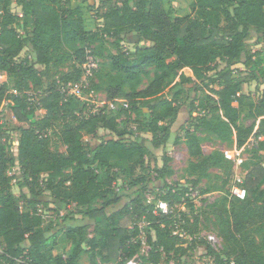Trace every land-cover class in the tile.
<instances>
[{"label":"trees","instance_id":"16d2710c","mask_svg":"<svg viewBox=\"0 0 264 264\" xmlns=\"http://www.w3.org/2000/svg\"><path fill=\"white\" fill-rule=\"evenodd\" d=\"M121 1L122 6L106 13L104 25L95 29L87 27L81 7L73 0H0V108L5 99L11 101L19 124L16 155H11L12 142L0 123V245L4 249L0 264H44L42 251L52 227L36 207L43 187L53 202L76 207L94 225L92 237V224L67 228L66 238L75 248L56 264H80L86 248L92 264H97V254L104 264H126L137 257L140 264H161L164 259L179 260L200 245L206 246L213 264H264V95L257 104L246 105L243 82L232 70L240 63H253L257 53L251 50L264 34V0H193L186 16H176L168 0ZM61 2H71L72 7L62 9ZM13 5L19 13L13 12ZM127 33L138 37L137 45L123 52ZM111 37H117L116 53L110 49ZM87 49L100 62L84 96L104 93L107 105L86 116L88 103L66 99L59 87L81 80ZM95 74L97 82L92 80ZM148 78L149 84L141 88ZM187 86L201 94L192 104V113L198 115L191 116L184 138L189 186L164 183L152 202L145 199L143 186L129 205L108 215L107 210L121 201L114 189L120 174L131 180L132 187L147 182L146 176L135 178L138 170L145 171L150 154L147 139L121 129L119 118L134 117L137 130L151 134L155 146H163ZM14 90L18 95L11 94ZM120 99L124 106L114 113L107 110L118 106ZM40 108L45 115L36 120ZM100 130L117 138L93 149L84 137L96 136ZM128 136L133 138L130 143L124 139ZM250 140L255 141L253 157L242 165L246 198L223 195L193 220L180 215L177 205L194 209L191 194L202 184L200 197L223 193L232 184L233 163L220 150L205 154L203 145L214 141L241 150ZM170 162L164 157V166L156 169L157 181L173 175ZM14 167L20 177L9 175ZM14 181L19 195L14 193ZM21 202L29 208L23 211ZM160 202L168 205L167 214L160 210ZM42 204L43 209L49 206ZM142 219L147 223L146 254L136 223ZM210 227L224 241L220 253L199 239ZM176 230L184 237L175 235Z\"/></svg>","mask_w":264,"mask_h":264},{"label":"rangeland","instance_id":"374dc122","mask_svg":"<svg viewBox=\"0 0 264 264\" xmlns=\"http://www.w3.org/2000/svg\"><path fill=\"white\" fill-rule=\"evenodd\" d=\"M75 5H79L82 9L83 19L87 25V27L98 28L104 25V21L102 17L108 13L112 8L116 6H122L121 0H73ZM170 2L171 8L176 16H186L191 12V4L193 0H168ZM73 4V3H72ZM60 6L62 9H69L72 7L71 2H61ZM12 10L14 13H19L20 8L17 5H13ZM88 20V21H87ZM89 22V23H88ZM125 38H123L122 43V51H133L136 47V41L138 37L134 35V33H127ZM260 41L259 44L253 46L251 50V54H255L253 58V63L249 66L240 63L232 68L234 75L238 80L243 82L242 85V94L245 95V104H257L264 95V34L259 36ZM117 37H111L108 39L109 45L111 46L113 53H116V43ZM114 47H113V46ZM245 56L242 61H245ZM35 62V59H32ZM105 61V60H104ZM223 66V65H222ZM55 72V71H53ZM213 73V72H212ZM97 75L95 74L92 80L97 82ZM153 76V75H152ZM151 76V78H152ZM151 78L145 79L144 84L141 88L146 87ZM92 82V81H91ZM46 84H48L46 82ZM169 97H172L169 94ZM201 94L196 93L194 91L193 86H187L185 88V93L182 98L179 100V108L180 112L176 119V121L171 125V132L169 135V139L167 143L163 146L157 147L153 143V136L149 133H145L137 130V126L133 123L132 118L131 121H126V117L119 118L120 128L126 129L129 131H135L136 137L147 139V147L150 150V154L146 159V167L145 171L138 170L135 178L146 176V184L131 186V180L128 179L125 175L120 174L118 180L115 182L114 189L117 195L121 197V201L114 207H111L107 210L108 215L113 213H117L123 209L126 205L131 203V197H135L136 191L142 189L143 186L147 187L145 191V199L152 202L160 195L159 192L161 187H163L164 183H168L169 185L189 186L187 177L185 176V169L188 166L189 155L188 150L185 145V134L187 128L189 127L191 116L197 117L198 114L192 113L193 106L192 104L195 100L198 102ZM82 102H87L88 105L84 110L85 115H89L90 113H97L103 108H106L107 98L104 93H96L94 96L87 97L86 95L80 99ZM125 105V101L123 99L119 100L118 106H109L107 108L108 111L114 113L121 106ZM45 112L43 109H38L35 115L36 120H40L44 117ZM4 127L8 131V136L12 142V145L17 143L18 135L15 132V128L18 127L17 120L12 116V113H8L5 118H3ZM245 124H250L251 121L244 120ZM57 130L55 129L52 133L53 137V147H56L55 143V134ZM159 138L162 136L159 135ZM115 135L111 133L100 130L96 136H85L84 141L86 144L90 145L93 149L98 147L102 142H106L108 140L116 139ZM127 142H131L133 138L129 136L124 138ZM250 140L247 146L240 150V158L243 159L244 163L248 162L252 159L253 154L252 150L255 146V142ZM155 142V141H154ZM203 150L205 154H211L215 150H233L231 148H226L224 145L218 142H210L205 143L203 145ZM60 151L64 152L65 148L60 147ZM11 153V152H10ZM11 155H15V153H11ZM262 157L263 154H261ZM164 157H169L171 162L169 163V167L173 171V175L171 177H167L163 181L159 182L156 180L157 172L156 169H161L164 166ZM243 163V164H244ZM261 163L264 165V160L261 159ZM234 172V170H233ZM18 177H20L19 170L17 171ZM244 176L247 174V171L243 169ZM204 184L201 185L200 188L193 190L191 197L194 198V209H191L185 203L178 204L176 207L177 212L180 215H186V217L193 218L197 213L204 211V209L214 203L217 199L221 198L223 195L230 197V188L229 185L223 193H212L206 196H201V189L204 188ZM122 189V190H120ZM120 190V191H119ZM14 193L19 195V189L16 185V181L14 182ZM41 197L37 198V201H40L41 204L36 206L37 208L43 206L42 203H49V206H45L43 213L46 216L45 222L46 225L52 227V235L50 240L42 251L43 262L44 264H56L57 259L62 256H69L73 253L75 246L66 238L67 228L71 226L81 225V224H92L89 235L92 237L94 235L93 229V221H91L88 217L84 216L83 212H79L78 209L74 206H63L61 204H57L53 202L48 196V193L45 191L44 187L40 191ZM23 211L29 208V204L25 202L20 203ZM99 204L97 207H100ZM140 229L142 230L141 239L145 241L146 239V228L147 223L142 220H137L136 222ZM179 233H183L179 231ZM201 241H205L207 245H209L215 252L220 253L224 249V241L218 235V232L210 227V229L205 230L199 236ZM191 242V238L189 240ZM189 242V245L191 244ZM185 247H188L185 245ZM91 252L86 248L84 251L80 264H92L91 261ZM97 264H104L101 260V257L97 254L96 256ZM213 264V259L211 257L206 256V246L200 245L199 248L188 250L187 254L182 258L174 259L168 263H166V259L163 260L161 264Z\"/></svg>","mask_w":264,"mask_h":264},{"label":"built area","instance_id":"2783aa9c","mask_svg":"<svg viewBox=\"0 0 264 264\" xmlns=\"http://www.w3.org/2000/svg\"><path fill=\"white\" fill-rule=\"evenodd\" d=\"M91 50L87 49L86 51V61L82 65V70H83V77L81 80L77 83L74 82H69V83H62L60 84L59 90L61 93L64 95L66 99L70 97H74L77 99H82L84 96L85 90L90 86V78L93 76L94 72L99 68V59H97L94 55L91 54ZM1 85V82H0ZM12 95H18V92L16 90L11 92ZM30 101L34 102L35 99L30 96ZM12 113V116L15 118L14 113L11 109V101L9 100H4L2 103V106L0 108V123L3 124V118L8 113ZM16 119V118H15ZM252 142H255L254 140ZM11 152L15 153L16 155V148L14 145L11 146ZM225 158L230 160L233 165H234V172H233V180L230 188V198H237L239 200H244L246 198V189L243 187L244 184V179L242 175V165L244 163L243 159L240 158V150L233 149V150H223L222 151ZM17 167H14L11 169L9 172V175L11 177L17 175ZM15 182V181H14ZM159 208L160 210L164 213L167 214L169 212V207L166 203L160 202L159 203ZM43 208H39V214L42 215L44 219H46V216L43 213ZM179 227V226H178ZM177 227V228H178ZM175 235L180 234L181 237H184L183 233H179V230H176L174 233ZM149 250V247H147L145 241L143 243V249L142 253L146 254ZM3 247L0 245V254H3ZM138 259V261H137ZM126 264H140V259L134 258L129 260Z\"/></svg>","mask_w":264,"mask_h":264},{"label":"water","instance_id":"95a60500","mask_svg":"<svg viewBox=\"0 0 264 264\" xmlns=\"http://www.w3.org/2000/svg\"><path fill=\"white\" fill-rule=\"evenodd\" d=\"M137 261H138V259H137Z\"/></svg>","mask_w":264,"mask_h":264}]
</instances>
